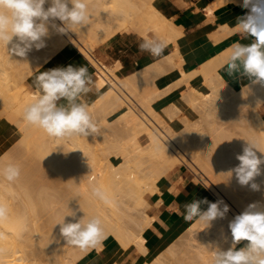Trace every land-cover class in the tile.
<instances>
[{
	"label": "bare ground",
	"instance_id": "obj_1",
	"mask_svg": "<svg viewBox=\"0 0 264 264\" xmlns=\"http://www.w3.org/2000/svg\"><path fill=\"white\" fill-rule=\"evenodd\" d=\"M228 2L239 5L243 0H210L206 11L212 14L216 6ZM89 5L91 19L88 25L82 26L81 29L77 28L75 32L68 31L66 34L58 33L49 27V35L43 38L45 46L39 50L33 47L24 58L11 55L6 47L0 46V127L4 129L9 123L15 124L22 145L24 143L28 149L31 148L46 166L48 164V169L53 168L62 175L60 177L54 171V174L59 175L58 178L66 180L61 179L62 182H66H63L64 186L60 182L63 189L68 187V190L64 189L65 193L62 192L63 195L58 194L56 197L53 191H48L54 196L52 198L49 193H44V190L41 194L40 188L38 189L40 194L36 191L39 197L34 200L28 191L30 185L25 188L27 191L14 193L11 188L14 189L15 185L10 188L7 182L2 180L4 191H0V207L5 211L0 217V264H77L76 262L89 251H102L103 242L108 237H113L116 245L102 256L103 264H119L118 257L131 246L135 248L134 255H148L150 249L145 232L155 221L156 214L148 213L150 203L144 192L147 189L151 193L159 191L157 186L159 179L178 163L187 165L190 163L195 169L192 179L210 185L216 196L215 202H222L221 208L226 203L229 211L223 218L213 220L211 229L205 234L192 222L189 223L183 234L177 237V241L170 243L152 259L143 261L142 264H167L163 261L169 258L172 260L170 264L173 262L185 264L192 256L194 264H212L213 249L219 247L227 250L232 243L229 223L235 216L242 213L249 204L258 203L264 206V184L259 181L261 175L254 181L260 185L259 190L241 185L246 195L235 189V185H240L235 175L228 174L239 164L236 156L243 151L244 144L235 135L234 128L240 125L239 122L244 121L247 109L251 111L249 114L252 113V118L259 126L260 144L264 148V118L259 112V106L264 102V86L251 84L249 81L235 90L226 83L219 70L224 65L229 48L203 61L199 67L190 71L182 68V56L178 53V48H175L174 51L145 67L119 77L116 73L120 67L119 61L114 65H107L93 55V50L97 46L117 32L129 27L134 29L137 35L156 37L155 39L163 41L166 45L174 43L175 46L176 38L182 34L172 21L154 6L153 0H89ZM48 6L46 4L45 8ZM55 23L61 25L59 20ZM69 43L78 47L94 68L93 81L101 93L93 103H87L91 115L102 107L109 109L111 113L122 109L114 118L116 125L106 127L109 135L107 139L104 137V141L106 143L108 141L111 146L113 141L108 138L116 137L118 143L115 148L117 147L116 150L119 152L115 151L114 155L121 159L118 164L104 160L107 159L104 157V151L105 149L107 151L108 144H105L107 148H103V154L90 145L92 138L90 136L54 139L42 129L28 125L22 118L25 106L37 95V89L27 85L26 78ZM174 67L179 69L180 76L172 84L160 88L156 83V77L168 68ZM197 79L201 82L192 85ZM175 89H181L179 98L168 108L164 107L163 111L155 108L154 101ZM181 112L188 113L184 115L185 119L182 118ZM228 113L234 116L233 122L237 121L233 123L234 126L232 125L233 132L229 124L224 127L217 121L218 125L211 126L216 122V117H220L219 114ZM202 123L203 127H206L207 123L211 126L209 132L207 130L210 139L207 134L204 135L206 131H203ZM121 129L126 132L124 137H119L118 131ZM104 133H100L102 136L100 139H103ZM140 135L146 136L145 145L140 143ZM206 137L211 141L209 144L206 143ZM98 146L97 148L104 147ZM111 146L113 149L114 146ZM10 156L7 153L0 154V167L12 164L7 159ZM105 161L109 165H105ZM261 169V174H264V165H261ZM46 170L47 168L43 171L46 173ZM34 175L32 176L37 180ZM21 181L22 179L17 180L19 183ZM48 183L46 181L47 185ZM22 184L26 187L24 183ZM94 187L100 188L106 198L94 196L92 194ZM58 193L61 194V191ZM55 202L59 204L58 207H55ZM39 204L42 206L41 211ZM70 210L76 212L75 219L65 217ZM64 217L65 222H76L83 217L85 221L98 218L102 227V235L98 242L86 248L67 244L60 234V226L57 225ZM135 226L138 228L137 231ZM44 227L45 230H42ZM197 236L200 243L194 244ZM181 253L190 255L184 263L181 258L184 254ZM161 257L164 259L161 260ZM184 257L186 260V255Z\"/></svg>",
	"mask_w": 264,
	"mask_h": 264
},
{
	"label": "clouds",
	"instance_id": "obj_2",
	"mask_svg": "<svg viewBox=\"0 0 264 264\" xmlns=\"http://www.w3.org/2000/svg\"><path fill=\"white\" fill-rule=\"evenodd\" d=\"M240 6L248 11L237 17L236 30L244 38L250 37L251 43L231 45L224 71L228 76L239 74L251 84L264 86V0H243ZM90 19L89 0H0V46L6 47L11 55L24 58L33 47L39 50L45 46L43 38L49 35V27L66 34L88 25ZM56 20L62 26L57 25ZM165 47L163 41L149 36L143 37L138 44L141 54L147 52L153 57L161 56ZM33 84L37 95L25 106L22 117L28 125L42 129L54 139L86 138L98 133L97 123L82 99L94 86L87 66L69 65L39 72ZM245 141L242 154L236 156L239 164L228 174H234L240 185L259 190L260 185L254 181L262 173L264 148L257 140ZM19 175L17 165L0 167V176L9 182ZM92 194L106 198L98 187L92 189ZM221 203L209 202L206 198L192 200L184 205L183 218L186 222L196 221L209 227L213 220L223 218L229 211L226 204L221 208ZM202 204L208 205L207 210H202ZM4 211L0 207V217ZM68 216L75 219L76 212L70 210L65 217ZM65 217L57 225L67 244L86 248L98 242L102 235L98 218L85 221L83 217L76 222H65ZM229 229L232 243L227 250L213 249L212 264H264V206L249 204L229 223ZM242 241L246 243L237 248Z\"/></svg>",
	"mask_w": 264,
	"mask_h": 264
},
{
	"label": "crops",
	"instance_id": "obj_3",
	"mask_svg": "<svg viewBox=\"0 0 264 264\" xmlns=\"http://www.w3.org/2000/svg\"><path fill=\"white\" fill-rule=\"evenodd\" d=\"M209 3L210 0H153L154 6L166 18L170 19L182 34L176 38V46L174 43L167 44L159 57H153L147 52L141 54L138 50V44L143 37L128 28L117 32L109 40L97 46L95 57L97 59L101 58V61L107 65H114L115 62L119 61L120 67L116 70V73L119 77H124L136 69L145 67L154 60L164 57L174 51L175 48H178V53L182 56V68L185 71H190L199 67L203 61L211 59L226 48H230L236 42L242 44L251 43L250 37L244 38L236 30L237 17L245 15L248 11L240 6L242 3L237 5L234 2H228L218 5L213 9L212 14L206 11ZM227 24L231 25L227 26ZM222 33L223 35H221ZM72 60H74V54L68 47H65L53 55L37 71V74L53 68L67 67L71 65ZM81 66L85 65L82 64ZM86 66L90 68L91 65L88 64ZM168 69L156 77V83L160 88L167 87L180 76V71L177 67L171 68L170 71ZM219 71L222 74V78L234 88H240L242 84L249 82L248 78L239 74L228 76L223 66ZM89 74H91L90 70ZM91 75L93 77V74ZM34 79L35 77L29 81L32 88H35ZM200 82V79L194 80L192 85ZM98 91L100 90L93 86V91L82 99L91 100L98 95ZM180 91L181 89H175L154 101L153 104L158 108H162L179 98ZM259 109H261V115L264 118V102L259 106ZM5 132L6 130L1 129L0 136L4 135ZM157 186L159 191L148 195L150 203L149 214H156L154 215L155 221L145 232L150 251L156 247H161L163 243L172 239L179 229L185 225L186 221L183 215L186 203L205 198L208 200L209 194H211L203 183L193 181L185 164L178 165L163 175L159 179ZM205 205L202 204L201 208L203 209ZM103 243V252L91 250L76 263L103 264L101 261L102 256L111 250L116 245V242L108 237ZM134 254L135 248L131 246L120 254L117 262L119 264H140L147 256Z\"/></svg>",
	"mask_w": 264,
	"mask_h": 264
},
{
	"label": "rangeland",
	"instance_id": "obj_4",
	"mask_svg": "<svg viewBox=\"0 0 264 264\" xmlns=\"http://www.w3.org/2000/svg\"><path fill=\"white\" fill-rule=\"evenodd\" d=\"M126 29V28H125ZM128 29H130L129 27H128ZM131 30H133L134 31V29H131ZM136 33V32H135ZM154 36V35H153ZM113 37V36H112ZM155 37V36H154ZM156 38V37H155ZM109 40V39H108ZM67 47L69 48V50H71L72 51V54H74V60H72L71 61V65L73 66V67H79V66H81L82 64L83 65H91L87 60H86V58L82 55V53L79 51V49H78V47H76L75 45H73L72 43H69L68 45H67ZM97 48V47H96ZM95 48V49H96ZM95 49L93 50V55L94 56H96V51H95ZM55 55V54H54ZM53 56V55H52ZM51 56V57H52ZM50 57V58H51ZM50 58H48L47 60H46V62L50 59ZM99 60H102L101 58H99ZM46 62H44V64H42V66H40L36 71H34L33 73H32V75H30L29 77H27L26 78V84L27 85H29L30 87H31V85L29 84V81L31 80V78H33V77H35L36 76V74H37V71L39 70V69H41L45 64H46ZM90 70V72H91V74H94V68H93V66L91 65L90 66V68H88V71ZM227 83V82H226ZM228 84V83H227ZM229 85V84H228ZM95 86V85H94ZM231 86V85H230ZM233 89H235V90H238L239 88L238 87H233V86H231ZM236 88H238V89H236ZM100 93H101V91H98V95L95 97V98H93V99H91V100H85V99H83V102H85L86 104L88 103H93L96 99H97V97L100 95ZM179 96H181V91H180V93H179ZM176 100V99H175ZM174 100V101H175ZM173 101V102H174ZM172 103V102H171ZM171 103L170 104H168V105H166V106H163L162 108H158L156 105H154L155 106V108H157V109H162V111L164 110V107H166V108H168V106L169 105H171ZM121 110L122 109H119L118 111H116V112H114V113H111L110 112V110L109 109H107V108H104V107H102V108H99V109H97L96 110V112L93 114V118H94V120L96 121V123H97V126H98V129H99V131H98V133H96L97 134V136H96V134H94V135H90V137H92V138H90V145H92V147H95L96 149H99L102 153H103V148L105 149V148H107V145H105V144H108V141H107V143L104 141L105 139H104V137H106V139H107V136L109 135V132H107V128L106 127H109V126H115L116 125V122H115V120H114V118H116L118 115H119V112H121ZM260 110V113L262 112L261 111V109H259ZM245 112H246V118L244 119V121L243 122H239V124L240 125H237V126H235L236 128H234V130H235V135L239 138V141L241 140V142L245 145L246 144V141L245 140H257V141H259L260 142V132H259V126H258V124H257V122L252 118V113H250L249 114V112H251L250 110H245ZM113 114H114V116H113ZM181 114V116H182V118L183 119H185L186 117H184V115H188V113H186V112H181L180 113ZM216 115H218V114H216ZM220 115V117H216V122H214L211 126H216V125H218L219 123L218 122H221L220 123V125L221 124H223V126L225 125H227V124H229V125H231L230 126V130L233 132V129H232V125H233V123L235 124L236 122H233V120H235V118H234V116L232 117V115L231 114H219ZM218 121V122H217ZM232 123V124H231ZM206 124V123H205ZM205 124H204V126H205ZM228 125V126H229ZM202 127H203V123H202V125H201ZM211 126H209V124L207 123V126L206 127H203V131H206V132H204V135H206L207 134V137L209 138V130H210V127ZM224 126V127H225ZM234 126V125H233ZM202 127H201V129H202ZM207 128V129H206ZM209 128V129H208ZM2 128L0 127V130H1ZM103 129V139H100V138H102V136H101V134L100 133H102L101 132V130ZM204 129H206V130H204ZM2 130H7L5 133H4V135H1L0 136V154H3V153H7V154H10L11 156L10 157H8L7 159L10 161V162H12V164L14 163V165H16L17 164V166L19 167V169H20V172L21 171H23V172H21L20 173V175H19V177L15 180V184H14V181H12L13 183L11 184V182H8L7 180H5V179H3V177L2 176H0V186H1V189H0V191H4L3 190V185H2V183H4L3 181H6L5 183L6 184H8L9 186H10V188H11V186H14L15 185V187H13L14 189H12L11 188V190L14 192V193H17V192H22V191H27V189H25V188H27L29 185V189H28V191L32 194V196H33V198H34V200H37L36 198H38L39 196V194H40V192H41V194H43L42 192H43V190L45 191L44 193H49V192H51V191H53L52 193L53 194H55V197H56V195H63L62 194V192L64 191V193H65V190L64 189H67L68 190V187L66 188H64L63 189V186H64V184H63V182L64 181H66V180H64V178H58L59 177V173L58 172H56L53 168H49L48 169V164H47V166H46V164H45V162H43V160L41 161L40 159V157L39 156H37L36 154H34V152H33V150L31 149V148H29L28 149V147H26L25 146V144L23 143V145H22V142L19 140V138H20V133H19V131H18V129H17V127H16V125L15 124H13V123H9V124H7V127L6 128H4V129H2ZM122 130V131H121ZM121 130H119L118 131V133L120 134H118L119 135V137L121 136V137H124L125 135H126V132L123 130V129H121ZM207 130H208V132H207ZM236 132H237V134H236ZM99 134H100V136H99ZM203 135V136H204ZM95 136V137H94ZM99 136V137H98ZM113 137V136H112ZM206 137V143L207 144H209L211 141L208 139ZM94 138V139H93ZM96 138V139H95ZM108 139H110L111 141H113L111 144H112V146H114V147H112L111 145H109L108 146V149L110 148V146L113 148V149H111L110 148V150L108 151V149H107V151H106V149H105V151H104V153H105V156L102 154V156H104V157H106L107 159H104V160H107V162L108 163H114V164H118V163H120V158L118 157V156H115L114 154H115V151H118V150H116L117 149V147L115 148V146H117V144L116 143H118L117 142V140H116V137H114V138H111V137H109ZM19 140V141H18ZM102 140H103V142H102ZM110 140H109V142H110ZM139 141H140V143L141 144H143V145H145L146 143H147V138H146V136L145 135H140L139 136ZM208 141V142H207ZM99 142H100V144H99ZM17 145H16V144ZM21 143V144H20ZM98 145H100V146H104V147H100V146H98ZM102 143V144H101ZM19 145V146H18ZM21 145H22V147H21ZM97 146L98 147H100V148H97ZM19 147V148H18ZM27 149L26 150V152H25V149ZM91 147V148H92ZM102 148V149H101ZM119 148V147H118ZM15 149V150H14ZM24 149V151H22ZM31 149V150H30ZM17 150V151H16ZM93 150H95V149H93ZM98 150V151H99ZM31 153H30V152ZM97 151V150H96ZM99 151V152H100ZM119 152V151H118ZM117 152V153H118ZM32 154H33V159H31L32 158ZM26 155V156H25ZM31 155V156H30ZM34 155H36V156H34ZM117 155V154H116ZM19 156V157H18ZM143 156H146V155H143ZM23 159H22V158ZM25 157H27V158H25ZM25 158V159H24ZM19 159H21L20 161H19ZM29 159H30V161H29ZM15 160H17V161H19V162H17V161H15ZM33 160V161H32ZM35 160H36V163H35ZM41 162H40V161ZM9 161H7V162H9ZM28 161V162H27ZM34 163H32V162ZM16 162V163H15ZM42 164H40V163ZM43 162V163H42ZM106 162V161H105ZM105 163V165L106 164H108V163ZM28 163V164H27ZM32 163V164H31ZM104 163V162H103ZM22 164V165H21ZM30 164V165H29ZM37 164H39L38 166H37ZM182 164H185V163H178L176 166H178V165H182ZM189 165H187V164H185L186 166H187V171H188V173H189V175H190V177L191 178H193V176H194V171H195V169H194V167L190 164V163H188ZM25 167H24V166ZM34 165V166H33ZM45 165V166H44ZM109 165V164H108ZM24 168H23V167ZM175 166V167H176ZM28 167V169H26ZM33 167H35V169L33 168ZM39 167H41V168H44V169H46L47 168V172L45 173V171H43L44 169H41L40 168V170L39 169H37V168H39ZM175 167H173L172 169H174ZM23 169V170H22ZM30 169V170H29ZM33 169V170H32ZM53 169V170H52ZM171 169V170H172ZM25 170V171H24ZM35 170V171H34ZM38 170V171H37ZM170 170V171H171ZM52 171V172H51ZM54 171L56 172V173H58V174H54ZM40 172H42V173H40ZM25 173V174H24ZM34 175V174H36V175H34L35 177H36V179L37 180H35V178L31 175ZM45 173V174H44ZM50 173H53V174H50ZM29 176H28V175ZM39 174V175H38ZM40 174H42V175H40ZM47 174H49L48 176H47ZM24 175V176H23ZM26 175H27V177H26ZM55 175H56V177H55ZM57 175H58V177H57ZM46 176V177H45ZM54 176V177H53ZM62 175H60V177H61ZM24 177V178H23ZM31 177H32V181H30L31 180ZM50 177V178H49ZM42 178H43V180H42ZM53 178H54V180H53ZM22 179V181H21V183H19V182H17V180H21ZM25 179V180H24ZM27 179V180H26ZM39 179V180H38ZM48 179V180H47ZM50 179V180H49ZM57 179V180H56ZM61 179L62 180H64L63 182L61 181ZM3 180V181H2ZM58 180H60V181H58ZM45 181V182H44ZM46 181H47V183H48V181L50 182L51 181V183H48V185H49V187H48V185L46 184ZM193 181H195V182H199V183H203L202 181H196L195 179H193ZM259 181L260 182H262L263 184H264V174H261V177H259ZM27 182H29V183H27ZM63 184V186L61 185V183ZM22 183H24V185H26V187L25 186H22L23 184ZM26 183V184H25ZM57 183V184H56ZM64 183H66V182H64ZM6 184H4V185H6ZM17 184V185H16ZM43 184V185H42ZM58 186L57 188H56V185ZM208 189H209V191H210V193L211 194H209V199H208V201L209 202H215L216 201V196L214 195V192L210 189L211 187H210V185H208V184H205V183H203ZM20 185V186H19ZM33 185V186H32ZM40 185H41V187H40ZM55 185V186H54ZM67 184H65V186H66ZM16 186H18L19 188H17ZM36 186V187H35ZM52 186H54L53 187V189H51V187ZM38 187V188H37ZM48 189L47 191H46V188ZM16 188V189H15ZM40 188H42L41 190H40V192H38V189H40ZM33 189V190H35V191H33L34 192V195H33V192L31 191V190ZM58 189V190H57ZM59 189H61V190H59ZM235 189L239 192V193H242V194H246L247 195V193L245 192V190L241 187V185H235ZM21 190V191H20ZM58 191V192H60L61 191V194L60 193H58V192H56V191ZM66 190V191H67ZM39 193V194H36L37 192ZM49 191V192H48ZM6 192V191H5ZM51 193V194H52ZM6 194V193H5ZM7 194L8 195H10V193L9 192H7ZM36 194V195H35ZM50 194V193H49ZM48 194V195H49ZM50 194V195H51ZM149 194H151V192H150V190H145V192H144V196H145V198H147L148 199V195ZM47 195V194H46ZM34 196H37V197H34ZM52 197H54V196H52L51 195V198ZM51 198H49V199H51ZM13 200H15V199H12V201ZM52 200V199H51ZM54 200H55V198H54ZM17 201V200H16ZM18 203H20V202H18ZM56 203V202H55ZM226 204V203H225ZM19 205H21V204H19ZM55 205V204H54ZM59 206V204L58 203H56V205H55V207H58ZM228 206V205H227ZM150 207V206H149ZM149 207H148V209H147V211H148V213H149ZM207 207H208V205L206 204L205 205V207L202 209V210H206L207 209ZM38 208V207H37ZM39 208H40V211H41V208H42V206H40V204H39ZM44 210H46V209H44ZM44 210H43V212H44ZM37 211L38 212H40L39 211V209H37ZM36 211V212H37ZM123 215H125L124 213H123ZM44 218V217H43ZM125 218H126V215H125ZM127 220V219H126ZM193 223L194 224V226L200 231V232H202V233H206V232H208V230L209 229H211V227H212V225L210 224V226L209 227H207V225L206 224H204V225H202L200 222H196V221H190V222H186L185 223V225L183 226V227H181V229H179V231L177 232V234L172 238V239H170L169 241H167L166 243H163L162 244V246L161 247H156L155 249H153V250H151L150 251V253L143 259L144 261H147V260H150V259H152L156 254H158L160 251H162V250H164L170 243H172V242H174V241H177L176 239H178L177 237H179L180 235H182L183 234V232H184V230H185V227L189 224V223ZM45 228L46 227H44L42 230H45ZM135 230L137 231L138 230V228H137V226H135ZM111 239H113V241H115L116 242V240L113 238V237H110ZM193 243L194 244H199L200 243V238H199V236H197V238H195V240L193 241ZM246 242H241V244L237 247V248H239V247H242L244 244H245ZM70 246V245H69ZM162 248V249H161ZM192 249H194V248H192ZM179 251H178V255H179ZM182 255H183V257H181V258H183L182 259V262L184 263L185 261H187V258H189L190 257V255H189V257H187L188 255L187 254H185V253H181ZM180 254V255H181ZM162 255V254H161ZM186 255V260H184V256ZM163 256V255H162ZM163 257H165V259L167 258L166 256H163ZM163 257H161V260H162V258ZM45 258V257H44ZM190 258H191V260H190ZM189 258V260L187 261V262H185V264L187 263H189V264H194V262H192V260H193V256L192 257H190ZM195 259L194 260H196V257H194ZM164 259V258H163ZM170 259V260H169ZM169 259H167V260H169V261H167V260H164L163 262L165 263V262H167V264L170 262V261H172L171 260V258H169ZM184 260V261H183ZM44 261H46L45 259H44ZM191 261V262H190ZM176 264V262H173V264ZM140 264H142V263H140ZM166 264V263H165ZM170 264V263H169ZM179 264H182V263H179Z\"/></svg>",
	"mask_w": 264,
	"mask_h": 264
}]
</instances>
